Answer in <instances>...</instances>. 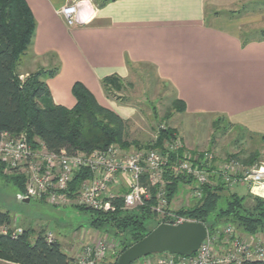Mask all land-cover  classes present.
Masks as SVG:
<instances>
[{
    "label": "crops",
    "instance_id": "obj_1",
    "mask_svg": "<svg viewBox=\"0 0 264 264\" xmlns=\"http://www.w3.org/2000/svg\"><path fill=\"white\" fill-rule=\"evenodd\" d=\"M25 1L36 31L22 78L59 68L46 81L45 106L74 108L73 87L81 83L102 107L121 116L125 108L108 99L102 81L129 80L135 68L146 66L184 103L185 116L222 118L231 128L264 135V38L242 39L251 16L228 15L242 0H112L102 6L105 0H92L94 7L80 14L91 17L90 23L75 27L59 14L71 0ZM245 187L250 192L248 185L233 192ZM259 188L251 194L260 196Z\"/></svg>",
    "mask_w": 264,
    "mask_h": 264
},
{
    "label": "trees",
    "instance_id": "obj_2",
    "mask_svg": "<svg viewBox=\"0 0 264 264\" xmlns=\"http://www.w3.org/2000/svg\"><path fill=\"white\" fill-rule=\"evenodd\" d=\"M109 1L112 0L103 1L101 6ZM35 31V19L25 0H0V135L26 134L28 142L34 149L43 144L50 153H60L64 150L71 156L105 150L112 145L120 146L126 151L163 150L166 140L177 138L175 129L159 125L155 140L148 144L127 142L124 130L126 121L115 112L102 107L81 83H76L73 87V95L77 101L74 108L45 106L44 98L50 97L46 81L53 78L59 68L41 69L29 73L24 78L20 71L23 59L32 47ZM114 82L121 83L122 80L116 76L105 78L102 81L104 91ZM174 108L185 112L184 103L178 99L174 102ZM241 131L243 136L239 140L245 141L248 134L250 139L258 137L264 146V135H249L247 131ZM186 151L187 149L171 155L169 168L165 174L164 189L170 212H173L172 203L180 186L194 185L193 179L184 175H174V166L179 159L184 158ZM239 156L236 154L230 158L245 167L262 163V155L258 150H254L244 159ZM5 169V166L0 164V177L6 175ZM10 175L18 190L23 192L25 178ZM88 178L91 176L84 172L75 175L70 184L69 195L74 197L81 183ZM212 180L213 184L203 186V197L196 205L173 213L193 222L205 224L209 233L221 223L235 225L237 229L251 236L264 233V199L252 195L249 191L246 195H239L222 180L214 178ZM158 189L152 188L151 199L134 211L125 210L122 199L114 202L116 209L113 212L78 208L89 211L93 229L113 232L114 236L121 239L122 249L118 254L120 256L155 229L154 227L148 229V225L152 220L156 221L158 216L152 210L157 203ZM226 191L229 195L224 197ZM161 223L162 221L153 222L156 227ZM12 224L9 213H0V228H9ZM12 234L11 229L7 235L0 233V260L14 264H73V258L63 252L58 241L53 243L47 241L45 231L39 232L34 241H31L33 234L31 229L23 230L16 238H13ZM243 264H264V261H246Z\"/></svg>",
    "mask_w": 264,
    "mask_h": 264
},
{
    "label": "built area",
    "instance_id": "obj_3",
    "mask_svg": "<svg viewBox=\"0 0 264 264\" xmlns=\"http://www.w3.org/2000/svg\"><path fill=\"white\" fill-rule=\"evenodd\" d=\"M88 6L94 7V2L71 0L59 14L69 27L84 26L90 23L91 17L81 19L80 14ZM185 149L177 137L166 140L163 150L126 151L112 145L105 150L71 156L64 150L50 153L43 144L34 149L26 134L13 136L2 133L0 164L5 166L6 173L25 178V190L18 194L21 202L42 200L53 206L74 205L99 212H113L116 209L114 202L122 199L123 208L132 210L150 200L152 188L158 187L153 212L163 219L162 223L178 225L191 220L168 211L164 178L171 155ZM81 172L91 178L85 179L71 197L70 184ZM174 175L193 179L192 192L200 200L203 186L213 184V178L230 187L248 185L253 193L255 188L264 184V164L245 167L231 159L218 165L212 152L193 155L186 151L184 158L174 166ZM21 232H14L11 236L16 238ZM0 233L7 235L8 231L0 228ZM45 236L49 243L55 241L51 232ZM220 245L222 250L218 251ZM72 258L73 264H116L119 256L111 241L98 235L86 242ZM246 261H264V241L252 243L241 239L228 226L216 234L208 232L199 250L190 257L165 253L142 258L137 264H243Z\"/></svg>",
    "mask_w": 264,
    "mask_h": 264
},
{
    "label": "rangeland",
    "instance_id": "obj_4",
    "mask_svg": "<svg viewBox=\"0 0 264 264\" xmlns=\"http://www.w3.org/2000/svg\"><path fill=\"white\" fill-rule=\"evenodd\" d=\"M232 9L234 12H228V15L235 20L251 16L242 28V39L249 41L264 38V0H242ZM233 15L236 18L232 17ZM26 70L23 68V72ZM20 71L22 72L21 69ZM105 92L108 99L118 104L121 109L125 108L121 111L120 117L126 121L125 139L129 143L148 144L155 140L158 126L165 125L176 130L177 137L188 152H212L218 165L231 160L230 157L236 154L244 159L254 150L260 152L262 155L260 164H264V146L258 137L250 139L246 135L245 141L239 140L243 136V132L237 128H231L229 123L222 118L185 116L183 112L174 108L176 98L171 87L157 80L151 67L135 68L129 80L111 83L105 88ZM8 175L10 173L0 177V213H9L13 222L11 227L5 228L8 232L10 229L13 233L22 229H31L33 231L31 241H34L41 231L51 232L54 240L61 244L63 252L71 258L78 254L86 242L98 235L108 238L114 250L118 254L120 253L121 239L114 236L113 232L93 229L89 211L81 210L74 205L53 206L42 200H32L29 203L21 202L18 199L20 191L15 186L14 179ZM237 188L238 186L232 187L233 191ZM245 188L237 191L241 195L246 194L248 189ZM250 192L252 191L250 190ZM255 192L264 199V184ZM228 195L227 191L223 194L224 197ZM198 201L199 199L193 195L192 186H180L172 203L173 212L182 208H191ZM159 221H163V219L157 216L156 221L152 220L149 223L148 229L156 228L153 222ZM228 226H231L236 236L241 239L252 243L264 241V233L251 236L229 223L219 224L210 233L216 234ZM219 250H222L221 245ZM155 256L157 255H150V257ZM140 260L133 264H137Z\"/></svg>",
    "mask_w": 264,
    "mask_h": 264
},
{
    "label": "water",
    "instance_id": "obj_5",
    "mask_svg": "<svg viewBox=\"0 0 264 264\" xmlns=\"http://www.w3.org/2000/svg\"><path fill=\"white\" fill-rule=\"evenodd\" d=\"M207 235L208 228L203 223L193 221L178 225L162 223L121 254L117 264H133L150 255L165 253L190 257L199 250Z\"/></svg>",
    "mask_w": 264,
    "mask_h": 264
}]
</instances>
